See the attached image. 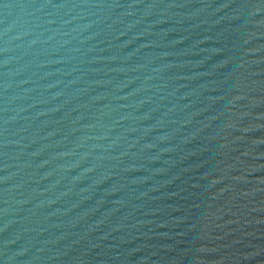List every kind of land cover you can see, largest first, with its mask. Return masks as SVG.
Masks as SVG:
<instances>
[{
	"label": "water",
	"instance_id": "1",
	"mask_svg": "<svg viewBox=\"0 0 264 264\" xmlns=\"http://www.w3.org/2000/svg\"><path fill=\"white\" fill-rule=\"evenodd\" d=\"M0 264H264V0H0Z\"/></svg>",
	"mask_w": 264,
	"mask_h": 264
}]
</instances>
